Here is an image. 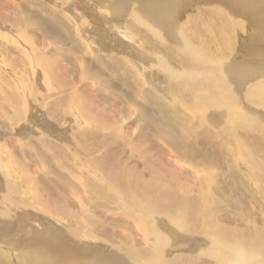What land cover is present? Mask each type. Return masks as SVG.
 I'll return each instance as SVG.
<instances>
[{"label":"rangeland","instance_id":"rangeland-1","mask_svg":"<svg viewBox=\"0 0 264 264\" xmlns=\"http://www.w3.org/2000/svg\"><path fill=\"white\" fill-rule=\"evenodd\" d=\"M251 1L172 0V8L162 5L171 22L162 24V31L170 29L184 45L203 48L199 55L208 62L204 66L188 63L182 50L170 51L166 33L138 19L145 11L137 0H0V225L9 229L7 236L0 237V252L9 255L10 264H21L19 256L27 250L40 252L42 258L46 255L45 263L52 260L51 264L92 259L91 264H134L138 254L156 249L154 231L162 239L163 259L212 264L205 258L213 241L207 230L217 222L235 237L263 230V181L247 183L253 187L249 192L242 189L238 177L246 170L245 163L237 165L233 156H224L211 145L223 140L217 131L233 114L245 120L246 115H254L264 122V108L257 107L254 97L258 86L264 88V0H253V5ZM113 5L122 11L108 14ZM115 14L119 16L110 21L116 27L112 29L103 17ZM220 23L229 24L226 33ZM254 28L255 35L249 31ZM219 32L224 44L230 37L229 49L212 44ZM164 60L174 69L193 70L199 82L205 81L202 91L169 77L159 67ZM237 64L247 69L239 70L244 74L241 79L236 78ZM192 96L203 102L193 103ZM216 100L226 102L223 109L214 110ZM231 100L233 107L228 104ZM201 103L209 107L206 116ZM171 114L185 124L175 123ZM225 142L224 150L235 151L234 134H226ZM160 162L164 167L155 168ZM144 165L153 171L139 178L137 185L138 175L130 178L127 169L134 166L138 171ZM120 171L126 174L121 176ZM159 173L165 178H158ZM155 182L170 187V195L163 196L164 207L180 200L191 208V223L171 224L164 214L158 223L149 218L151 211L144 216L134 207L133 199L141 194L131 197L132 186L143 190ZM75 184L80 191H75ZM199 186L208 193L205 197L195 193ZM9 187L18 188L20 194L30 187L29 212L20 204L4 206ZM148 193L146 189L144 194ZM36 197L45 207L38 204L40 200L33 203ZM19 223L26 230L17 231ZM44 239L50 248L44 247Z\"/></svg>","mask_w":264,"mask_h":264},{"label":"bare ground","instance_id":"bare-ground-1","mask_svg":"<svg viewBox=\"0 0 264 264\" xmlns=\"http://www.w3.org/2000/svg\"><path fill=\"white\" fill-rule=\"evenodd\" d=\"M135 1V0H134ZM138 1V4H136V5H138V6H140V7H142L143 8V10L145 11V12H143L144 13V16H143V18L142 17H140L139 15H138V19L140 20L141 19V21H143L144 23H146V25H148V23H149V25H151V26H153V28H155L156 27V29H157V31L160 33V31H162V28H161V26H162V24H164V25H166V24H169V23H171L170 22V17H169V19H168V13L165 11L166 9L165 8H162V5L164 4H166L167 5V7L168 8H172V7H170V5L172 4V0H137ZM253 1V0H252ZM251 1V2H252ZM176 2V1H175ZM245 3H246V1H244ZM120 3V2H119ZM177 4V3H176ZM249 4V3H248ZM173 5V4H172ZM239 5V4H238ZM237 5V6H238ZM252 5H253V2H252ZM241 6V5H240ZM11 7V6H10ZM177 7V6H176ZM243 7V6H242ZM241 7V8H242ZM139 8V7H138ZM180 8V7H179ZM178 8V9H179ZM184 8V7H183ZM232 8H234V7H232ZM121 10L122 11V9L120 8V6L118 7V6H116V5H113L112 7H110V9L109 10H107V12H108V14H111V13H117L118 12V10ZM175 9V8H174ZM138 10V9H137ZM183 10V9H182ZM241 11V10H240ZM107 12H106V14H107ZM164 12H166V13H164ZM236 13H237V11H236ZM264 13V12H263ZM176 14V13H175ZM178 14V13H177ZM238 14V13H237ZM119 15H117L116 16V14H115V16H113V17H109L108 19H106L105 17H103L104 18V20H107V25H108V27L110 26V27H112V29H115L114 28V26L110 23V21H113L114 20V18H117ZM170 16V15H169ZM241 16V15H240ZM211 18H213L214 19V17H211ZM218 19H219V15H218V17H217ZM160 20L162 21V23H160ZM215 20V19H214ZM213 20V21H214ZM217 20V19H216ZM249 20V19H248ZM242 21V20H241ZM258 21V20H257ZM249 22V21H248ZM153 23V24H152ZM236 23V22H235ZM221 24V23H220ZM238 24V23H237ZM148 25V26H149ZM223 27H224V32L226 33V29L229 27V24L228 25H225V24H221ZM232 25V24H231ZM234 26V25H233ZM107 27V28H108ZM231 27V26H230ZM234 28V27H233ZM259 28V27H258ZM122 29V28H121ZM128 29V28H127ZM150 30V29H149ZM160 30V31H159ZM167 32H166V31ZM228 30V29H227ZM108 31V30H107ZM222 31V30H221ZM249 31H251L252 33H254V35H255V33L257 32V30H255V28L254 29H250ZM256 31V32H255ZM123 32V31H122ZM155 32V31H154ZM162 32H165L166 33V35L169 37V39H167V42H168V45H169V50L170 51H174L173 49H175V50H177L178 52L180 51V50H182V52H183V54H184V56H185V58H186V61H188V63H190V64H192V65H196V64H199V65H204V66H207V64L206 63H208V62H204V60H202V58H201V56L199 55V54H201V52L203 51V48H201V47H197V48H193V47H189V46H187V45H184L183 43V41H181L180 39H178V38H176L175 39V35H174V33H172L171 31H170V29H164L163 28V31ZM127 33H128V31H127ZM151 33H152V31H151ZM168 33V34H167ZM259 33V32H258ZM123 34V33H122ZM147 35H148V33H146ZM156 34V33H155ZM114 35V34H113ZM152 35V34H151ZM158 35V34H157ZM210 35V34H209ZM156 35H154V37H155ZM173 36V37H172ZM127 37V36H126ZM163 37V36H162ZM161 36H157V39H160V38H162ZM211 38V37H210ZM250 38V37H249ZM116 39L118 40V41H122L121 40V38H119L118 36L116 37ZM187 39V38H186ZM209 39V38H208ZM116 40V41H117ZM124 40H125V38H124ZM155 40V39H154ZM206 40V39H205ZM210 40V39H209ZM212 44H220V43H222L224 40H225V37H224V35L223 34H221L220 32H219V34H217L216 35V37H212ZM161 41V40H160ZM190 41V40H189ZM188 41V42H189ZM124 42V41H123ZM228 44H224V43H222V44H224V47H225V49H229L230 47H231V44H230V37H228ZM149 46V45H148ZM165 46V45H164ZM193 46V45H192ZM203 46V45H202ZM196 47V46H195ZM208 47V46H207ZM173 48V49H172ZM168 50V51H169ZM156 51V50H155ZM169 51V52H170ZM249 52V53H248ZM247 53H248V55L250 56V57H252V52L251 51H248ZM203 53V52H202ZM165 54V53H164ZM244 54V53H243ZM245 54H246V52H245ZM142 55V54H141ZM169 55V54H168ZM204 55V54H203ZM157 56V55H156ZM173 56V55H172ZM158 59V58H157ZM166 59V58H165ZM155 60V59H154ZM159 60V59H158ZM251 60V59H250ZM156 63V62H155ZM162 63V62H161ZM160 63V65H159V67L160 68H162L163 67V70L164 71H167L168 72V74H170V75H168L169 77H171V78H174L175 80H180V81H182V85L183 84H185V85H187V86H189L190 87V89H192V90H195V89H197V88H200L201 86H202V84L201 83H204V82H202V81H198L197 80V78H196V76H195V73L193 72V70L192 71H190V70H188V71H185V70H182V69H174V68H172L169 64H168V61L166 62L165 60H164V63H162L161 64ZM211 63V62H210ZM243 65V64H242ZM242 65H239V64H237V66H234V70H235V73L237 72V74H236V76H238V77H236L237 79H241L242 78V76L244 75V74H242V73H244V72H246L247 71V69H245V67L244 66H242ZM214 67V66H213ZM221 68H222V66H221ZM246 68H248V66H246ZM224 69H226V67H224ZM156 70V69H155ZM239 70L240 71H242V73L240 74L239 73ZM206 71H208V70H206ZM228 72V71H227ZM207 81V80H206ZM260 86H258L257 88V90L255 91V98H256V100H257V103L259 104H256L257 105V107L258 106H260L261 108L263 107L264 108V88L263 87H260ZM200 91H202V87H201V89H200ZM197 92V91H196ZM207 92V91H206ZM208 95V92L207 93H204V95ZM77 95V94H76ZM78 96V95H77ZM251 97H253V92L251 93V95H250ZM192 98H193V103L195 102V100L197 99V101H198V103L199 102H203V98H201V97H199V96H197V98H195L194 96H192ZM167 102V101H166ZM214 102H216L217 103V105L218 106H216L215 108H214V110H221V109H223V107H224V104L226 103L224 100L223 101H214ZM220 103V105H219V103ZM252 102H255V99H253V101ZM228 104H231L232 105V107L234 106V101H232L231 100V102H228ZM255 104V103H254ZM201 106L203 107V109H205V110H203V111H201V112H203V114L206 116V111H207V108H209L208 106H205L204 107V105L201 103ZM196 110V109H195ZM163 112V111H162ZM219 112H221V111H219ZM250 113V112H249ZM242 114V113H241ZM252 116H254V115H246V120L245 119H243L244 117H241V115H239V116H237L236 114L234 115H232L231 116V118H230V121H228L226 124H225V126L223 127V128H221L220 130H218L217 132H218V136L219 137H223V140H218V141H215V142H212L211 143V145L215 148V149H220L219 151L220 152H223L222 153V155H224V156H233L232 158H233V160L234 161H236V164L238 165L239 163L241 164V163H245V167H244V169H246V170H239L240 171V173L242 174V175H240V177H238V178H240V180H241V188L242 189H244V190H247L248 189V192H249V189L250 188H253V187H251V186H248V184H250L251 183V181H253L254 180V182H256V180H258V179H261L262 181H263V188H260L261 189V191H264V163H262V157H264V122H259L257 119H255V118H253ZM166 117V116H165ZM178 117V116H177ZM176 117V115H170V119H173L174 120V122L175 123H177V124H185V122H181V121H179L180 119H182V118H180V119H178ZM207 118H208V116H207ZM176 120H178V121H176ZM219 121V120H218ZM173 126V125H172ZM181 126V125H180ZM183 129V128H182ZM181 132H183L184 134H186V131L185 130H181ZM99 133V132H98ZM229 133H232V134H234V136L236 137V142H234V145H236L235 146V151H233V150H231V149H225L224 150V148L226 147V142H225V135L226 134H229ZM188 135V133L186 134V136ZM175 138V137H174ZM85 141V140H84ZM185 141V140H184ZM178 142V141H177ZM230 142V141H229ZM182 143V142H181ZM183 145V144H182ZM185 145V144H184ZM230 145H232V143L230 142V144L228 145V146H230ZM253 146H255V147H253ZM79 149V148H78ZM111 149V148H110ZM114 149H116V148H114ZM80 150V149H79ZM113 150V149H112ZM90 151V150H89ZM93 151V150H92ZM78 152V151H77ZM111 153V152H110ZM184 153V152H183ZM8 154V153H7ZM107 154V153H106ZM105 154V155H106ZM127 154V153H126ZM185 154V153H184ZM85 155V154H84ZM110 155V154H109ZM108 155V156H109ZM10 156H11V154H10ZM187 156H189V155H187ZM12 157V156H11ZM77 157V156H76ZM129 157V156H128ZM1 158V157H0ZM68 158V157H67ZM110 158V157H109ZM114 158V157H113ZM133 158V157H132ZM177 158V157H176ZM7 159V160H6ZM6 161L7 162H9V160H10V158H9V155H7V157H6ZM13 159V158H12ZM78 159V158H77ZM107 159V158H106ZM141 160V159H140ZM139 160V161H140ZM12 161V160H11ZM97 161V160H96ZM99 161V160H98ZM109 161V160H108ZM77 162V161H76ZM97 163H99V162H97ZM96 163V164H97ZM90 164V163H89ZM93 164V163H92ZM132 164V163H131ZM243 164L241 165V166H243ZM79 165V162H78V164H77V166ZM95 165V164H94ZM94 165H93V167H94ZM104 165V164H103ZM130 165V164H129ZM133 165V164H132ZM155 165V168H160V166L162 165H164V163H161L160 162V164H158L157 165V163L156 164H154ZM166 165V164H165ZM233 165H235V164H233ZM232 165V166H233ZM66 166V165H65ZM76 166V165H75ZM74 166V167H75ZM107 166V165H106ZM109 166V165H108ZM123 166V165H122ZM138 166H140V164L138 165ZM161 166V167H162ZM240 166V165H239ZM72 167H73V165H72ZM99 167H100V165H99ZM104 167V166H103ZM102 167V168H103ZM134 167V166H133ZM133 167H130L129 169H127V176H129L130 177V175H138V177L135 179V184H141V180L139 179V178H142L143 176L145 177V175H150V173L153 171L152 170V168L151 167H147L146 165H144L143 166V168L144 169H140V170H133ZM164 167V166H163ZM162 167V168H163ZM166 167V166H165ZM173 167V166H172ZM112 168V167H111ZM132 168V169H131ZM138 168V167H137ZM136 168V169H137ZM236 168V167H235ZM76 169V168H75ZM94 169H95V167H94ZM107 169H108V167H107ZM118 169V168H117ZM139 169V168H138ZM144 170H146V171H144ZM15 171V170H14ZM68 171H69V169H68ZM70 172V171H69ZM75 172V171H74ZM163 172V171H162ZM71 173V172H70ZM76 173V172H75ZM77 173H79L78 171H77ZM95 173V172H94ZM120 173V175H121V173H125L126 174V171H120L119 172ZM19 174V173H18ZM84 174V173H83ZM116 173H114V175H115ZM160 175H158L157 174V177L158 178H162L163 177V175H162V173H159ZM166 174V173H165ZM12 175V177H13V174H11ZM78 175V174H77ZM162 175V176H161ZM20 176H23V175H21L20 174ZM122 176V175H121ZM124 176V175H123ZM126 176V175H125ZM152 176V175H151ZM79 177V176H78ZM135 177V176H134ZM169 177V176H168ZM259 177V178H258ZM263 177V178H262ZM131 178V177H130ZM147 178V177H146ZM152 178H154V177H152ZM160 178V179H161ZM163 178H165V177H163ZM180 178V177H179ZM105 179V178H104ZM78 180H80V179H78ZM87 180H88V178H87ZM116 180H117V178H116ZM119 180V179H118ZM117 180V181H118ZM148 180V179H147ZM152 180V179H151ZM176 180V179H175ZM13 181V180H12ZM72 181H73V177H72ZM113 181V180H112ZM121 181V180H120ZM130 181V180H129ZM22 182V181H21ZM24 182V181H23ZM22 182V183H23ZM74 182V181H73ZM157 182V181H156ZM154 183L152 186H151V184L150 185H147L146 186V188L144 189L143 188V190H141V188H139V187H136L137 185H133L132 186V188H131V193H132V195H131V193H130V196L131 197H135L134 196V194H141V195H139L138 197H135L134 199H133V205H134V207H135V205H137L136 207H137V209L141 212V213H143V215L144 216H147V214H148V212L147 211H151V215L149 216V218L151 219V220H153V219H155L158 223L160 222V219H161V215L162 214H164V216H165V218H167L170 222H171V224H180V225H182V226H185V225H188L189 224V222H190V220H191V215H192V210H191V208L189 207V206H182L181 205V203H180V200L178 201L179 203H174L173 201V204H170L169 206L167 205L166 207H164L165 205H163L164 204V202H165V199H164V197L163 196H167L166 194H168V195H170V187H169V189L167 190L166 189V184H168L167 185V187L170 185L171 186V184H169L168 182H164V183H166V184H164V183ZM178 182V181H177ZM250 182V183H249ZM75 183V182H74ZM84 183V182H83ZM98 183V182H97ZM129 183V182H128ZM132 183V182H131ZM171 183V182H170ZM248 183V184H247ZM62 184V183H61ZM85 184V183H84ZM110 184V183H109ZM119 184V183H118ZM133 184H134V182H133ZM161 184V191H157L156 189H154V188H156V187H158L159 185ZM204 184V186L206 185V183H203ZM25 185V184H24ZM89 185V184H88ZM121 185V184H120ZM176 184H174L173 186H172V188H171V193L173 192L172 191V189L173 188H175L176 186H175ZM15 186V185H14ZM13 186V187H14ZM22 186V185H21ZM26 186V185H25ZM65 186V185H64ZM74 186V185H73ZM72 186V187H73ZM114 186V185H113ZM208 186V184L205 186V187H207ZM262 186V185H261ZM12 187V186H11ZM11 187H9L10 189V191H11V193H10V191H6L7 192V194H8V197L6 196V193L3 195L4 197H5V200H4V206H11V204H15L16 206H19V204H20V206H21V209H23L24 210V212H29V208H30V201L28 202V199H30V187H28V189H26V191H24L22 194H20V193H18V188L17 189H15L14 188V190H11V189H13V188H11ZM19 187V186H18ZM66 187H67V185H66ZM97 187V186H96ZM111 187V186H110ZM183 187V186H182ZM186 187V186H185ZM250 187V188H249ZM62 188V187H61ZM85 188V187H84ZM113 188V187H112ZM118 188V187H117ZM117 188H115L114 190H116ZM24 189V188H23ZM63 190L65 189V188H62ZM74 189H75V191H80V189H79V187L75 184V186H74ZM73 189V190H74ZM86 189V188H85ZM146 189L148 190V194L147 195H145L144 193L146 192ZM187 189H188V187H187ZM209 189V188H208ZM61 190V189H60ZM66 190H69L68 188L66 189ZM81 190H83L82 188H81ZM88 190V189H87ZM202 190H204V189H200V186H199V188H198V191H196L195 193H197V195H200V196H203V197H205V195H207L208 193H204ZM253 190V189H252ZM74 191V193L76 194V193H78V192H75ZM182 192H186V190H185V188L183 187V190H181ZM64 192V191H63ZM72 192V191H71ZM87 192V191H86ZM121 192V191H120ZM177 192V191H176ZM209 192V191H208ZM251 192V191H250ZM39 193V192H38ZM73 193V194H74ZM90 193V192H89ZM114 193V192H113ZM117 193V192H116ZM115 193V194H116ZM122 193V192H121ZM174 193V192H173ZM178 193V192H177ZM260 193V192H259ZM69 194V193H68ZM115 194H113V195H115ZM182 194V193H181ZM257 194V193H256ZM80 195V194H79ZM118 195V194H117ZM121 195V194H120ZM122 195H124V194H122ZM177 195V194H176ZM245 195V194H244ZM76 196V195H75ZM84 196V195H83ZM125 196V195H124ZM3 197V198H4ZM64 197H66V196H64ZM64 197H62V198H64ZM72 197V196H71ZM74 197V196H73ZM78 197H80L81 198V196H78ZM109 197V196H108ZM107 197V198H108ZM260 197V196H259ZM262 197V196H261ZM15 199V200H14ZM16 199L17 200H19V201H16ZM35 199V202H33V203H36V199L39 201V203L38 204H40L41 206L43 205H45V203H43V199H40V197L38 198V197H36V198H34ZM79 199V198H78ZM77 199V200H78ZM117 199V198H116ZM126 199V198H125ZM180 199V198H179ZM253 199V198H252ZM33 200V199H32ZM89 200V199H88ZM200 200V199H199ZM257 200V199H256ZM261 200H263V199H261ZM71 201H72V199H71ZM123 201V200H122ZM203 201V200H202ZM80 202V201H79ZM111 202V201H110ZM128 202V201H127ZM177 202V201H176ZM260 202V201H259ZM3 204V203H2ZM1 204V205H2ZM216 204V203H215ZM82 205V204H81ZM209 205V204H208ZM208 205L206 206V208L208 209ZM3 206V207H4ZM110 206V205H109ZM1 207V206H0ZM45 207V206H44ZM53 207V206H52ZM51 207V208H52ZM62 207V206H61ZM71 207V206H70ZM129 207V206H128ZM189 207V208H188ZM8 208V207H7ZM110 208V207H109ZM200 208H202V204L200 205V207H199V209ZM205 208V207H204ZM2 209V208H1ZM10 209H12V208H10ZM29 209V210H28ZM53 209V208H52ZM81 209V208H80ZM106 209V208H105ZM108 209V208H107ZM136 209V208H135ZM39 210V209H38ZM83 210V209H82ZM209 210V209H208ZM58 211V210H57ZM56 211V212H57ZM40 212V211H39ZM53 212V211H52ZM74 212H76L75 210H74ZM73 212V213H74ZM77 212H79L78 210H77ZM81 212V211H80ZM83 212V211H82ZM86 212V211H85ZM2 213V212H1ZM64 213V212H63ZM209 213V212H208ZM207 213V214H208ZM264 213V212H263ZM39 214V213H38ZM53 214H55V213H53ZM57 214V213H56ZM65 214V213H64ZM63 214V215H64ZM67 214V213H66ZM68 214H70L69 212H68ZM80 214V213H79ZM133 214V213H132ZM47 215V214H46ZM78 215V214H77ZM244 215H246V214H244ZM11 216V215H10ZM44 216V215H43ZM48 216V215H47ZM65 216V215H64ZM86 216V215H85ZM89 216V215H88ZM209 216V215H208ZM56 217V216H55ZM74 217H76V216H74ZM240 217V216H239ZM244 217V216H243ZM242 217V218H243ZM264 217V216H263ZM12 218V217H11ZM58 218V217H57ZM82 218V217H81ZM85 218H87V217H85ZM246 218V217H245ZM18 219V218H17ZM42 219V218H41ZM44 219V218H43ZM71 219H75V218H71ZM88 219V218H87ZM210 219V218H209ZM8 220H9V217H8ZM14 220V219H13ZM83 220V219H82ZM141 220V219H140ZM18 221V220H17ZM24 221V220H23ZM64 221V220H63ZM130 221V220H129ZM192 221V220H191ZM217 221H218V219H217ZM249 221V220H248ZM44 222V221H43ZM65 222V221H64ZM84 222V221H83ZM94 222V221H93ZM127 222V221H126ZM78 223V222H77ZM76 223V224H77ZM82 223V222H81ZM88 223V222H87ZM90 223H91V221H90ZM191 223V222H190ZM193 223V222H192ZM210 223H211V221H210ZM218 223V222H217ZM216 223V224H217ZM63 225H64V223H62ZM74 224V223H73ZM93 224V223H92ZM215 224V226L213 227V228H210L209 230H207V234L210 236V238H212L213 239V241L211 242V246H212V249L206 254V262H208V263H212V264H214L213 263V261H215L217 264H222V262H221V258L219 257V255H217V249L220 247V246H229V245H244V246H248V247H251V248H254V249H256L257 250V252L259 253V254H261V255H264V225H263V230H252L253 231V233H252V235L250 236V235H247V236H244V235H241L240 237H239V235L237 236V237H235L236 235L235 234H233L231 231H228L227 229H225V228H223L222 227V225H221V227H219L218 225H216ZM16 225V224H15ZM78 225V224H77ZM90 225V224H89ZM94 225V224H93ZM139 225V224H138ZM255 225V224H254ZM11 226V225H10ZM18 227L16 228L15 227V229H18L17 231H19V232H21V231H23V230H26V228L27 227H25L24 229L22 228V227H24V225L23 224H18L17 225ZM95 226V225H94ZM137 226V225H136ZM233 226V225H232ZM246 226V225H245ZM21 227V228H20ZM62 227V226H61ZM71 227L73 228V226L71 225ZM82 227H84L83 225H82ZM87 227V226H86ZM85 227V228H86ZM96 227V226H95ZM133 227V226H132ZM187 227V226H186ZM229 227V226H228ZM256 227V226H255ZM14 228V227H13ZM65 228V227H64ZM88 228V227H87ZM98 228V227H97ZM96 228V229H97ZM14 229V230H15ZM48 229V228H47ZM69 229V228H68ZM78 229H79V226H78ZM138 229H140V228H138ZM245 229V228H244ZM260 229V228H259ZM54 230V229H53ZM92 230V229H91ZM9 231V229H7L6 228V226H4V224H1L0 225V237H5V236H7L5 233H7V232ZM69 231V230H68ZM142 231V230H141ZM241 231V230H240ZM246 231V230H245ZM248 231V230H247ZM32 232V231H31ZM86 232H87V230H86ZM237 232H239V231H237ZM261 232V233H260ZM84 233H85V231H84ZM233 235H232V234ZM83 234V233H82ZM86 234V233H85ZM141 234V233H140ZM12 235V234H11ZM32 235V234H31ZM45 235H47V234H45ZM50 235V234H49ZM76 235V234H75ZM96 235V234H95ZM39 236V235H38ZM72 236H74V235H72ZM82 236H84V235H82ZM82 236H80V237H82ZM91 237H92V235H90ZM89 236V237H90ZM98 236H101V235H98ZM141 236V235H140ZM151 236H152V239H153V241H154V244L152 245L154 248L156 247V249L154 250V251H152L151 252V254H138L137 256H136V258L134 259L135 260V262H134V264H175L176 262H178L179 260H176V258H173V259H169V260H165V259H163V254H161V246H163L162 245V239H161V236L156 232V231H154V232H152V234H151ZM37 237V236H36ZM77 238V237H76ZM101 238V237H100ZM147 238V237H146ZM145 238V239H146ZM83 239V238H82ZM45 240V239H44ZM73 240H75V239H73ZM96 239H94V241H95ZM113 240V239H112ZM48 241V240H47ZM47 241L45 240V242H44V247L45 248H50V243L48 242L47 243ZM59 242H60V240H58ZM65 242V241H64ZM73 242V241H72ZM98 242V241H97ZM19 244V243H18ZM54 244H58L57 242L56 243H54ZM26 245V244H25ZM103 245V244H102ZM63 246V245H62ZM61 246V247H62ZM103 247V246H102ZM24 249H26V248H24ZM102 249V248H101ZM36 250V249H35ZM135 250V249H134ZM37 251V250H36ZM45 251V250H44ZM51 251V250H50ZM82 251V250H81ZM133 251V250H132ZM131 251V252H132ZM31 250H27V251H24V253H26V254H20V256H19V258H20V262H21V264H51V259L49 258L48 260L50 261L49 263H45V257H46V255H44V257L42 258V254L40 253V252H37V253H34V252H32V254H31ZM43 252V251H42ZM48 252V251H47ZM135 252V251H134ZM40 253V254H39ZM51 253V252H50ZM47 254V253H46ZM42 255V256H41ZM70 258H71V255H69V254H67ZM132 255H134V254H132ZM32 256V257H31ZM48 256V255H47ZM53 256V255H52ZM74 257V256H73ZM72 257V258H73ZM85 257V256H84ZM105 257H107V256H105ZM67 258V257H66ZM69 258V259H70ZM71 258V259H72ZM87 258V257H86ZM100 258V257H99ZM113 258V257H112ZM68 259V260H69ZM70 259V260H71ZM48 260H46V262H48ZM54 260H55V258H54ZM87 260H88V258H87ZM109 260V259H108ZM196 261H197V259H196ZM94 262V260L92 259L91 261H79V262H77V263H73V264H91V263H93ZM131 262V261H130ZM0 264H10V262H9V255L7 254V253H2V252H0ZM70 264H72V263H70ZM99 264H122V263H118V262H114V261H104V262H101V263H99ZM124 264V263H123Z\"/></svg>","mask_w":264,"mask_h":264},{"label":"clouds","instance_id":"clouds-1","mask_svg":"<svg viewBox=\"0 0 264 264\" xmlns=\"http://www.w3.org/2000/svg\"><path fill=\"white\" fill-rule=\"evenodd\" d=\"M217 255L222 264H264V255L244 245L220 246Z\"/></svg>","mask_w":264,"mask_h":264}]
</instances>
